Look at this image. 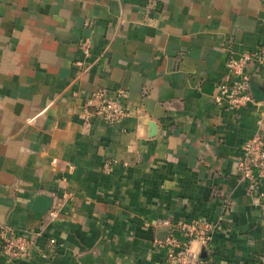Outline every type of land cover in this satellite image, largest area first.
<instances>
[{
  "label": "crops",
  "instance_id": "1",
  "mask_svg": "<svg viewBox=\"0 0 264 264\" xmlns=\"http://www.w3.org/2000/svg\"><path fill=\"white\" fill-rule=\"evenodd\" d=\"M262 47L264 0H0V224L35 245L0 264H164L163 222L197 217L218 226L199 264H264V207L237 167L263 66L239 112L213 99L229 50ZM99 90L121 121L88 105Z\"/></svg>",
  "mask_w": 264,
  "mask_h": 264
},
{
  "label": "built area",
  "instance_id": "2",
  "mask_svg": "<svg viewBox=\"0 0 264 264\" xmlns=\"http://www.w3.org/2000/svg\"><path fill=\"white\" fill-rule=\"evenodd\" d=\"M79 51L80 59L76 63V67L81 72H85L88 66L87 60L92 54V41L89 38H82L79 41ZM261 66L264 68V47L240 55L229 50L225 73L213 96L214 101L226 105L227 109L235 112L245 108L252 100L250 80L254 74H260ZM121 94L122 92H119L118 96ZM95 102L97 103L96 114L102 116L107 122L117 123L127 115V111L117 99L106 98L104 90L93 93L88 105ZM237 167L241 180L248 183V194L254 198L257 204L264 207V191L262 189L264 182V123L262 121L258 122L254 136L241 146ZM110 168L111 162H106L104 170L109 171ZM222 206L223 219L230 212L228 201L223 200ZM163 225L168 227V234L165 240L159 244L169 247L171 250L164 264H199L198 253L193 249V244L208 246L218 227L206 217L180 219L175 222L164 221ZM179 236L185 239L180 240ZM34 246L26 232L0 224V251L10 260L26 261L32 256Z\"/></svg>",
  "mask_w": 264,
  "mask_h": 264
},
{
  "label": "rangeland",
  "instance_id": "3",
  "mask_svg": "<svg viewBox=\"0 0 264 264\" xmlns=\"http://www.w3.org/2000/svg\"><path fill=\"white\" fill-rule=\"evenodd\" d=\"M254 94L257 96V97H262V93H256V91H254Z\"/></svg>",
  "mask_w": 264,
  "mask_h": 264
},
{
  "label": "water",
  "instance_id": "4",
  "mask_svg": "<svg viewBox=\"0 0 264 264\" xmlns=\"http://www.w3.org/2000/svg\"><path fill=\"white\" fill-rule=\"evenodd\" d=\"M262 90L264 92V86L262 87ZM149 126L154 128V124L153 123H151Z\"/></svg>",
  "mask_w": 264,
  "mask_h": 264
}]
</instances>
